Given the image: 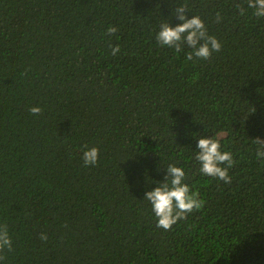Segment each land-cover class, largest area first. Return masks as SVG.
I'll return each mask as SVG.
<instances>
[{
  "label": "trees",
  "instance_id": "trees-1",
  "mask_svg": "<svg viewBox=\"0 0 264 264\" xmlns=\"http://www.w3.org/2000/svg\"><path fill=\"white\" fill-rule=\"evenodd\" d=\"M180 8L220 51L186 61L187 46L157 42ZM199 135L232 152L230 183L199 172ZM256 139L264 18L248 0H0L5 264H264ZM85 146L99 149L96 165ZM169 163L205 203L165 230L143 197Z\"/></svg>",
  "mask_w": 264,
  "mask_h": 264
},
{
  "label": "clouds",
  "instance_id": "clouds-1",
  "mask_svg": "<svg viewBox=\"0 0 264 264\" xmlns=\"http://www.w3.org/2000/svg\"><path fill=\"white\" fill-rule=\"evenodd\" d=\"M248 7L253 9L257 18H264V0H248ZM176 14L182 23L175 26L167 22L161 23L155 33V39L162 46H167L179 55L187 46L192 51L185 53L186 61L193 57L207 59L213 52L220 51L221 42L207 33L203 20L198 15L187 18L183 8ZM219 19V14H217ZM109 32H115L111 27ZM120 51L119 45L112 48V54ZM41 109L31 107L30 112L39 113ZM196 148L194 159L199 162V172L208 177L218 178L225 183L231 182L229 169L233 166V154L231 151L222 150L219 139L210 135L194 136ZM261 147L257 148L256 157L264 161V140L256 139ZM82 159L86 166L96 165L99 160V149L96 147H84ZM186 171L183 166L169 163L166 167V175L163 181H157V186L146 191L143 199H146L156 218L157 227L168 230L178 220L183 219L188 213L203 208L205 201L199 197V192L194 190L186 181ZM42 240H46L44 233L40 234ZM11 250L12 240L6 228L0 224V252L4 249ZM0 264H5V257L0 255Z\"/></svg>",
  "mask_w": 264,
  "mask_h": 264
}]
</instances>
